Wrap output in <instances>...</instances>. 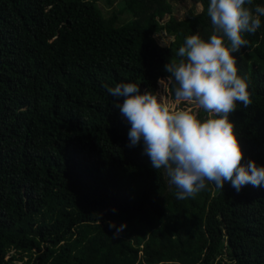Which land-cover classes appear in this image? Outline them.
I'll return each instance as SVG.
<instances>
[{
	"label": "trees",
	"instance_id": "16d2710c",
	"mask_svg": "<svg viewBox=\"0 0 264 264\" xmlns=\"http://www.w3.org/2000/svg\"><path fill=\"white\" fill-rule=\"evenodd\" d=\"M97 1L0 0V264L25 254L23 264H215L226 254L264 264V186L206 182L177 199L142 142L129 147L131 125L105 87L134 83L158 96L186 37L214 34L210 0H192L203 8L185 20L171 16L170 0H121L126 22L105 17ZM260 19L233 53L251 104L237 102L229 120L241 163L264 166ZM161 33L174 41L160 46Z\"/></svg>",
	"mask_w": 264,
	"mask_h": 264
},
{
	"label": "clouds",
	"instance_id": "9594fccd",
	"mask_svg": "<svg viewBox=\"0 0 264 264\" xmlns=\"http://www.w3.org/2000/svg\"><path fill=\"white\" fill-rule=\"evenodd\" d=\"M207 14L214 33L210 39L205 42L198 34L186 37L177 52L179 60L165 64L174 104L150 91L141 93L134 83L105 85L117 98L114 107L131 125L129 147L142 142L143 154L154 169L165 170L169 182L179 189L180 200L200 192L206 182L220 190L230 182L237 192L247 184L264 186V166L252 160L241 163L243 153L229 120L237 102L244 107L251 104L248 84L237 74L233 53L249 43L242 33L260 28L264 6L254 5L253 0H210ZM182 102L190 106L176 107ZM194 109H203L209 118L198 119Z\"/></svg>",
	"mask_w": 264,
	"mask_h": 264
},
{
	"label": "rangeland",
	"instance_id": "374dc122",
	"mask_svg": "<svg viewBox=\"0 0 264 264\" xmlns=\"http://www.w3.org/2000/svg\"><path fill=\"white\" fill-rule=\"evenodd\" d=\"M172 4V13L171 16L176 20H185L190 16V12L193 11L194 13H198L199 10H201V6L199 1H197L196 4L193 3L192 0H170ZM97 4L100 8H102V11L105 14V17L110 18L113 16V14H118L119 21H128L129 16L124 10V5L121 0H117L115 2L109 3V0H98ZM168 16H166L163 21H161V24H163L164 20H167ZM156 42L163 47L169 46L173 41L174 37L167 36L165 33H161L159 35L154 36ZM164 97L166 98L170 104H174V98L172 97V93L170 91V82L169 80H162L159 84V91H158V98ZM190 105H187L186 103L182 102L179 105H176L178 108H186ZM200 110L202 109H194L196 112V115L198 117V114L200 113ZM167 176V175H166ZM168 177V176H167ZM15 254L14 251H11L8 255L7 259L9 261L11 260V256ZM36 255V254H35ZM24 260H13L11 261V264H23L28 259H30L28 254L24 255ZM215 264H233L232 260L229 258V256L226 254L224 256L218 257Z\"/></svg>",
	"mask_w": 264,
	"mask_h": 264
}]
</instances>
